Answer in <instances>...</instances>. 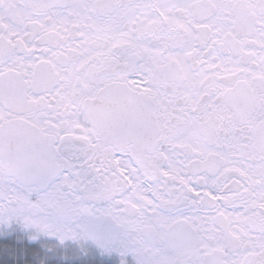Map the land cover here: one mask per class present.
I'll return each instance as SVG.
<instances>
[{
    "label": "snow or ice",
    "instance_id": "1",
    "mask_svg": "<svg viewBox=\"0 0 264 264\" xmlns=\"http://www.w3.org/2000/svg\"><path fill=\"white\" fill-rule=\"evenodd\" d=\"M93 247L264 264V0H0V264Z\"/></svg>",
    "mask_w": 264,
    "mask_h": 264
},
{
    "label": "flooded vegetation",
    "instance_id": "2",
    "mask_svg": "<svg viewBox=\"0 0 264 264\" xmlns=\"http://www.w3.org/2000/svg\"><path fill=\"white\" fill-rule=\"evenodd\" d=\"M47 243L50 245H56L58 241L55 240V238H47ZM129 264L132 262L131 256L126 257ZM53 264H120V257L116 254H113L111 256H99L98 253H96L95 248H92V254L88 257H74L70 253L67 256V259H65L64 250H60L59 257L53 258Z\"/></svg>",
    "mask_w": 264,
    "mask_h": 264
}]
</instances>
